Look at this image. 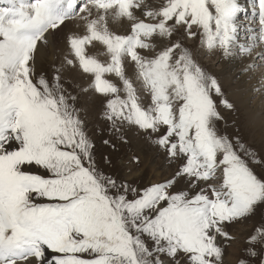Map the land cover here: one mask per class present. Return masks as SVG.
Wrapping results in <instances>:
<instances>
[{"label":"snow or ice","instance_id":"6c2138e0","mask_svg":"<svg viewBox=\"0 0 264 264\" xmlns=\"http://www.w3.org/2000/svg\"><path fill=\"white\" fill-rule=\"evenodd\" d=\"M0 5V264H227L234 225L264 209V144L229 130L236 105L194 49L241 61L264 94V0ZM87 97L103 144L142 137L159 180L98 159ZM235 255L264 264V216Z\"/></svg>","mask_w":264,"mask_h":264},{"label":"rangeland","instance_id":"374dc122","mask_svg":"<svg viewBox=\"0 0 264 264\" xmlns=\"http://www.w3.org/2000/svg\"><path fill=\"white\" fill-rule=\"evenodd\" d=\"M187 43L190 45L193 44L192 41H188ZM194 50L196 58L199 60V62L209 73L215 75L218 78V80L223 85V88L227 93L230 101L236 105L237 112L235 114H232L229 119V130H233L232 120H235L240 128L241 134L244 136V139L249 143L254 144L256 147H260L262 144H264V120H261V127H255L254 125H252L249 122L246 109L238 105L239 103L237 101V98H235V96L231 94V87L235 86L239 81H242L243 79L247 80L245 82H248V84H255L256 79L254 78V76L252 79H248L247 76L241 75L238 69V71H232L233 75H225L228 80L227 81L222 75L223 72L225 73L226 71H228L230 65L231 67L234 66L233 69H235L237 66L236 64L234 65L231 62L228 63V59L222 57L219 52H212L206 48H201L198 44L195 45ZM97 51H102V49H97ZM41 55L42 56H40L39 61L41 64L46 65L53 58L51 47L47 51H42ZM238 63L241 64L242 62L239 61ZM257 71L258 72L256 73V75H258L260 71H264V68L258 69ZM257 93L258 92L254 91L253 95H251V98L248 99V103L246 102V105L248 104L249 109H256L257 107L260 108V106H264L262 105L264 101H261L264 100V98L260 100V95L258 96ZM83 102L89 108L93 109V111L89 114L88 119L90 121L89 129L95 134L98 159L103 156H108L111 159L112 170H115L120 176L129 181L143 183L145 185L150 181L159 180L162 175L166 173L167 166L163 157L161 155H158L156 149L153 148L146 140H144L140 136L129 133L128 143H117V147L115 150H112L109 146L103 144L102 141L110 137L106 127L104 126V122L95 118L94 108L96 102L92 97L84 98ZM145 103H147V100H145ZM221 126L223 127L224 125ZM97 128L101 129L99 133L95 132ZM133 156L139 158V163L133 161ZM262 216H264V209L259 210L257 216L234 225L232 231L240 237V240L237 242L236 246L230 250V254L225 256L227 264H235V254L237 250L242 247L243 239L246 233L252 229L253 225L256 224Z\"/></svg>","mask_w":264,"mask_h":264},{"label":"bare ground","instance_id":"6f19581e","mask_svg":"<svg viewBox=\"0 0 264 264\" xmlns=\"http://www.w3.org/2000/svg\"><path fill=\"white\" fill-rule=\"evenodd\" d=\"M160 2V0H153V3H159ZM243 2H247V0H243ZM119 25H114V28H116V29H119ZM69 28H74V25H72V24H70L69 25ZM59 38H61V39H59ZM63 39V34L61 33V34H59L57 37H56V41H61ZM42 54V52L40 53V56H42L41 55ZM40 56H39V58H40ZM42 59V58H41ZM227 62L229 63V62H231V63H233L234 65L236 64L237 66H236V68L235 69H233V67H231V65L229 66V69H228V71H226L225 73L223 72V76H224V78L227 80V78L225 77V75H233L232 73V71H238V69H239V66H240V63H238L239 61L238 60H236V59H228L227 60ZM244 63H246L247 61H243ZM227 63V64H228ZM227 64H225V65H227ZM226 69V70H227ZM258 72V71H257ZM235 73V72H234ZM238 73V72H237ZM235 76V75H234ZM254 78L256 79V76H254ZM242 80V79H241ZM228 81V80H227ZM226 81V82H227ZM245 81H247V80H245V79H243L242 81H239L235 86H232L231 88H232V93L231 94H233L234 96H235V98H237V101H238V105H240L241 107H244L245 109H246V111H247V113H248V118H249V122L252 124V125H254L255 127H261V120L263 121L264 120V106L262 107V106H260V108L259 107H257L256 109H249V106H248V104L246 105V102L248 101V99H250L251 98V95H253V93H254V90H253V85H254V83H253V85L252 84H248V82H245ZM250 83V82H249ZM256 83V82H255ZM256 92V91H255ZM257 95L259 96L260 95V100L261 99H263L264 98V94L262 95L261 93H257ZM258 96H256V97H258ZM261 101H264V100H261ZM248 103V102H247ZM258 105V104H257ZM262 105H264V103L262 104ZM251 106V105H250ZM259 106V105H258Z\"/></svg>","mask_w":264,"mask_h":264}]
</instances>
